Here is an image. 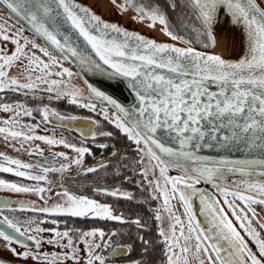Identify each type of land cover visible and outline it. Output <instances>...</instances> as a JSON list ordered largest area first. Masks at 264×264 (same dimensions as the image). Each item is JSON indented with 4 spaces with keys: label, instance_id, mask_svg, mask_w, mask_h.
I'll return each instance as SVG.
<instances>
[{
    "label": "snow or ice",
    "instance_id": "1",
    "mask_svg": "<svg viewBox=\"0 0 264 264\" xmlns=\"http://www.w3.org/2000/svg\"><path fill=\"white\" fill-rule=\"evenodd\" d=\"M261 2L264 3V0ZM164 3L168 5L167 9L158 0H122L119 7L121 11L131 8L136 13L133 19L138 22L146 19L149 21L148 27L158 23L164 35L184 47L157 43L152 38L129 31L116 23L104 21L89 8L73 0H0V11L6 14V19L14 16L24 21L35 36L60 54L58 59L48 47L38 46L25 39V45L31 43L32 48L38 49L49 62H44L35 54L29 55L18 39L22 38L24 27L9 34L12 26L0 24V40L15 45L11 54H8L6 47H0V93L12 91L28 96L29 93L47 91L54 93L56 99L67 98L70 104L95 112L96 104L82 102L78 90L59 91L61 82L47 79L52 75L71 77L72 73L68 69L55 74L47 70L71 56L86 70H97L108 77L124 78L135 93L138 107L126 109L91 86L88 92L91 98L104 101L115 110L111 116L104 107H101L100 112L104 119L113 123L136 145L135 151L139 158L135 163L142 166L140 174L145 180L148 173L151 171L154 174L155 170L159 171L163 179L164 187L155 177L148 184L154 185L152 193H159V196L153 194L152 199L163 198L162 209L172 221L167 233L163 228H159L158 232L163 237L157 243L164 244V264H190L189 256L196 264H264V235L253 223L264 230V218H260L253 207L264 206V8L256 0H179V3L177 0H164ZM169 11L175 17V23L170 21ZM225 16L230 19V23L242 25L244 29L247 49L237 61L198 51L193 46L201 44L205 49L211 48L215 42L214 27ZM181 31L183 34H180ZM80 39L83 44L79 43ZM88 49L101 63L90 57ZM17 62L19 76L26 82L8 76L7 69ZM101 65H106L111 72H105ZM158 69L166 71L168 75L157 72ZM37 71L39 74L33 76ZM41 85L46 87L42 88ZM52 98L49 97L50 100ZM35 110L41 113L43 123H49L50 118L69 122L79 119L75 115L58 113L47 105ZM33 111L21 102L0 103V112L12 113L9 118L0 121L4 125L0 127V135L6 141L20 142L21 148L32 140L42 141L49 146L63 145L78 154L72 163L82 165L84 155L91 154L88 148L76 147L62 137L56 139L35 135L39 124L21 123V118L32 117ZM95 125L97 122L92 120L69 130L76 131L83 139L95 140L97 135L112 136L111 132L106 131L96 133ZM97 146L108 147L107 144ZM203 149L235 151L252 158L211 159L199 155ZM28 151L30 154L37 153L39 149L29 148ZM57 155L63 157L62 153ZM111 156L119 158L118 165L123 164V157H120L118 151H113ZM99 166L107 167V164L100 163ZM32 167L19 159L0 154V172L37 182L36 185L26 186L0 179V190L35 193L44 199L43 194L51 192V188L40 187L39 182L49 183L48 172L63 173L69 166L63 165L59 169L41 168L42 175H32L26 171ZM96 170V167L85 169L89 173ZM170 170H177L180 175H167ZM226 173L238 175L240 179L228 185L225 183ZM200 184L210 185L223 198L224 206L235 218L244 236L255 246V251L233 225L213 191L198 188ZM96 191L113 197L133 198L130 193L119 189L108 191L97 188ZM56 195L66 199L51 207L21 205V210L48 216H93L102 220L126 222L122 215H114L108 205L70 194L67 190ZM177 198L184 209L186 225L181 216L172 212L170 201ZM194 198L199 200L200 214L208 221V229L201 227L196 219L192 210ZM237 200L243 204L242 208L235 203ZM4 207H7V202L0 201V210ZM160 212L161 208L155 209L157 221L162 220ZM48 222L60 223L29 219L23 224L36 226H25L22 230L21 221L3 217L0 220V239L5 241L4 251L11 253L15 260L31 259L36 264H65L67 260L79 264L80 250L71 234L76 232L78 242L84 243L85 264H94L96 261L105 264L109 258L96 254V250L102 246L112 247L109 241L101 245L88 239L99 235L103 240V231L75 228L59 231L57 228L45 229L40 226ZM128 222L138 228L145 227L139 219ZM5 229L11 230V233ZM45 232L51 233L52 238L45 239L42 235ZM114 235L117 233L110 234ZM138 238L143 245L141 258L131 264H151L149 254L154 250V245L142 235L138 234ZM64 239L67 243L61 244L60 241ZM25 241H31L34 250ZM12 244L25 250L17 252L10 247ZM43 244L59 247L61 252H42ZM65 248L67 252L63 251ZM131 248V245H117L112 247L109 256L117 258L127 255ZM201 253L206 259L201 258Z\"/></svg>",
    "mask_w": 264,
    "mask_h": 264
},
{
    "label": "flooded vegetation",
    "instance_id": "2",
    "mask_svg": "<svg viewBox=\"0 0 264 264\" xmlns=\"http://www.w3.org/2000/svg\"><path fill=\"white\" fill-rule=\"evenodd\" d=\"M258 3L264 8V3L261 0H257ZM0 14L3 16L6 15L3 11H0ZM12 22H14V26L16 28L24 27V31L22 33V38H19L21 43L23 40L27 39L30 42H34L38 46L47 47L43 42H41L33 33L29 31L20 21L12 18ZM28 30V31H27ZM0 47H4L5 44L3 40H1ZM32 44L28 43L24 46L25 52L29 55L35 54L32 52L30 46ZM49 49V48H48ZM50 52L53 53L52 50L49 49ZM36 55V54H35ZM54 55V54H53ZM57 57V55L55 54ZM58 58V57H57ZM19 65V62H17ZM27 63V61H24ZM41 87H45L41 85ZM33 96L37 97L36 99ZM53 98L50 100L49 97ZM0 103H14L21 102L24 103L30 109H33L32 117L24 116L21 118L22 124H39V127L35 131V135L46 136V137H55L56 139L64 138L69 144H73L75 146L86 147L89 149L91 154L86 153L83 157V163L80 166H77L72 163V161L77 158L74 157L72 160L68 158V155L65 154V149L63 145H53L49 146L46 143L36 144L33 140L24 144V147L21 148V143L18 141H6L3 135H0V154L7 155L14 159H19L22 163L30 164L33 167L30 170L32 175H42L40 172L41 168H61L63 165H68V170L61 172H48L47 173V181H40L39 186L45 188H51V192H45L43 194L44 199H41L40 196L35 193H14L8 190H0V196L13 198L17 200H21L27 202L29 204L35 205L36 208H43L46 205H42V203H46L49 197H53V204L51 206L63 203L64 197L60 195H56L58 192H63L67 190L70 194L79 196V197H87L88 199L95 200L97 203L101 205H108L112 208L114 215H121L114 204L113 200L122 197H113L110 195L104 194V192H97L96 189H106L108 191H113L119 189L121 192L130 193L133 195L137 193H142L144 191V186H146L145 178L140 174L141 165L137 163H132L129 159L132 155L139 158L137 152L135 151L136 145L129 141L127 136L120 132L119 129L115 127L113 123H109L108 120L104 119L103 113L100 112L101 107H104L108 110L109 115L114 114V110L111 109L107 105H102L100 102L92 100L89 97L82 98V102H92L96 104L97 110L95 112L89 111L87 108L77 107V111H71L68 108V99H56L55 94L49 93L47 91H38L36 93H29L28 96L19 95L12 91H7L6 93H0ZM47 105L49 108L54 109L58 113L64 115H75L79 119L78 121L87 122L94 120L97 122V125L93 126L94 131L99 133L101 131L111 132L112 136H100L97 135L95 140L83 139L78 133L74 131H70L69 129L63 128L58 125L60 122L55 118H50L49 123H43V118L38 109L39 107H43ZM71 111V112H70ZM12 113H4L0 112V121L9 118ZM80 126H83L80 124ZM0 127H4L2 123H0ZM99 144H107V148H100L97 145ZM14 145V147H13ZM29 148L35 149L38 148L39 152L31 153L28 151ZM19 149V150H17ZM113 151H118L120 157H123V164L118 165V157H112L111 153ZM63 154V157H67V159L59 156L57 154ZM50 161V163H49ZM100 163H106L107 167H100ZM126 165V166H125ZM15 167V166H13ZM88 167H96L95 172H86L85 169ZM118 172V174H117ZM149 174V173H148ZM0 179H3L7 182H14L26 186L36 185V181L24 179L21 177H17L11 173H2L0 172ZM219 200L222 203L224 209L232 219L233 223L236 225L238 230L244 236L243 230L239 228L235 218L231 216V213L228 212V209L223 204V198L219 196ZM229 199H232L229 197ZM157 202V199H155ZM36 201V202H35ZM173 204L176 215L181 216V219L184 220L185 225L187 223L186 218L184 217V209L182 208L178 198L175 200H171ZM239 207H243V204L240 201L235 202ZM47 206V207H51ZM177 207L179 209V214L177 211ZM255 209L260 212V214L264 217V206L254 205ZM7 216L9 219L14 221L19 220L22 222V230L23 227H35L36 225H27L23 224V222L28 221L29 219L34 221H59V225L48 222L40 225L45 229L57 228L59 231H64L67 228H75L80 229L82 231H91V230H100L105 233L103 240L97 235L92 239L94 243H99L103 245L105 241H109L112 247H116L117 245L122 244L118 235L110 236L112 232H116L118 221L115 220H102L99 218H95L93 216L80 218V217H68V216H48L43 213L31 211V210H21L20 208H3L0 210V218ZM250 216V215H249ZM254 223V226L257 227L258 231H261L258 225ZM161 228V226H160ZM117 233V232H116ZM262 233V231H261ZM35 235V233H32ZM74 241H77V247L79 248V254L81 250L84 249V243L78 242V233H71ZM42 235L45 236V239L52 238V234L49 232H45ZM262 235H264L262 233ZM248 244L255 251V246L248 240L247 236H244ZM162 239V237H161ZM4 241L3 239H0ZM61 244L67 243V240H61ZM18 246L17 244H13ZM48 249L55 250L60 249L59 247L46 244ZM19 247V246H18ZM112 247L104 248L103 246L96 250V254L100 256L106 257V255L112 250ZM21 249V247H19ZM23 249V248H22ZM124 258L119 259H106V264H121L124 262ZM201 258L206 259L201 253ZM83 261L84 259L81 258ZM190 264H196L195 260L191 256H189ZM2 262V261H0ZM32 262V261H31ZM4 263V262H3ZM6 264V263H4ZM10 264H25L22 260L18 262H13Z\"/></svg>",
    "mask_w": 264,
    "mask_h": 264
},
{
    "label": "water",
    "instance_id": "3",
    "mask_svg": "<svg viewBox=\"0 0 264 264\" xmlns=\"http://www.w3.org/2000/svg\"><path fill=\"white\" fill-rule=\"evenodd\" d=\"M105 1H106V4L108 5V9H107L108 12L103 13L102 11H100L99 8L96 9V8L87 6L86 2L83 1V0H73L74 3L89 8L94 14L98 15L104 21H107V22H110V23H116V24L120 25L121 27H123V28H125V29H127L129 31H134V32L139 33L140 35H142L144 37L152 38L157 43H168V44L173 45V46L184 47L183 44H179L176 41H173V40L169 39V37H167L166 35L165 36L167 38L160 39V38H156V36L149 35V34H147L145 32H138L135 29L134 26H131V23L132 22L140 23V24L141 23H149L147 20H143V21H139L138 22V21L133 19V17L136 15L135 13L131 12L130 10L121 11V9H118L117 7H115L113 5L111 0H105ZM256 3L261 8H263L258 3L257 0H256ZM124 17H126V18H124ZM18 21H20L27 29H29L28 25L24 21H22V20H18ZM224 24H227V25L230 24V19L227 16L223 17V19L220 21V23L217 24L214 27V40H215L217 32L222 29ZM232 27H234V30L237 33H239L241 31V44L242 45L245 44L244 45L245 46V50L244 51H241V52H239L236 55H232L231 54L229 56H222V55H219L218 53L213 51V49L215 47L214 46L215 42H214V45L212 46L211 50H201V49H198V48L195 47L196 50L201 51V52L207 51L209 54L218 55L222 59H225V60L237 61L242 55L245 54V51L247 49V44H246V41H245V34H244L243 26L242 25H233ZM29 31L31 33H33L30 29H29ZM37 38L41 42H43L45 44V42L41 38H39V37H37ZM79 43L83 44V40L80 39ZM46 46L48 48H50L58 56V58L60 59V54L58 52H56L50 46H48V45H46ZM88 54L97 63H101L99 61L98 57H96L95 54L92 53L90 49H88ZM61 61L75 72V74L78 76V78H79L81 84L83 85V87H84V89H85V91H86L88 96H89L88 87L91 86V87H94V88L98 89L99 91L103 92L105 95L111 97L112 99L116 100L117 103H119L122 107H124L126 109H132L133 107H138V101L136 100L135 93L128 86V81L125 80L124 78L108 77L107 75H104L103 73H101L100 71H97V70H92V71L86 70L85 68H83L78 63L76 58L71 57V56L69 57L68 60H61ZM101 66L105 70V72H111V69H108L106 65H101ZM156 71L157 72H162L164 75H168V73L166 71L159 70V69L156 70ZM91 99L100 102L102 105H107L111 109H113L112 106L108 105L104 101H101V100H99L97 98H91ZM86 123L87 122H81V121H78V120H76L74 122L60 121L58 123V125L63 127V128L69 129V128L81 127L80 124L85 125ZM74 132H76V131H74ZM199 155L207 156V157H209L211 159H219L220 157H226L227 159H230V160L252 158V157L245 156L243 153H240V152H235V151H233V152H227V151L217 152L215 149H203V150H201ZM167 175H169V176H178V175H180V173L177 170H170L167 173ZM238 179H240V177L238 175L234 176V175H232L230 173H226L225 183L228 184V185H231V182L233 180H238ZM197 187L201 188V189L208 190V191H213V194L215 195L216 199L219 201L220 205L223 207L222 203L219 200L218 194H216L214 192V190L211 188L210 185L200 184V185H197ZM0 201L7 202V207H4V208H20L21 209V205H32V204H29V203L21 201V200L8 198V197H4V196H0ZM200 207H201V205L199 203V200L194 198L193 202H192V210H193V212H194V214L196 216V219L200 223L201 227H203L205 229H208L210 227V225H209L208 221L206 220L205 216L200 214ZM177 211H178V214H179L178 207H177ZM225 212H226V210H225ZM257 213H258L260 218H264L260 214V212L257 211ZM249 215L251 216L250 213H249ZM228 217H229V219H231L229 215H228ZM0 220H2V219L0 218ZM231 221H232V219H231ZM232 223H233V221H232ZM233 225L236 227V225L234 223H233ZM5 230H7V231H9L11 233V230H9V229H5ZM237 230H238V228H237ZM261 231L264 234V230H261ZM25 243H27L30 247L34 248V246H32V244H31V241H25ZM249 247H251V246L249 245ZM111 251L106 255V257H109L110 259H119V258L127 257L129 255V253H128L127 255H123V256H120V257H117V258H112V257L109 256ZM0 261L4 262L6 264H10L11 263L10 261H8V260H6L4 258H1V257H0Z\"/></svg>",
    "mask_w": 264,
    "mask_h": 264
},
{
    "label": "trees",
    "instance_id": "4",
    "mask_svg": "<svg viewBox=\"0 0 264 264\" xmlns=\"http://www.w3.org/2000/svg\"><path fill=\"white\" fill-rule=\"evenodd\" d=\"M158 2L164 5L166 9L168 8V5L164 3V0H158ZM177 3H179V0H177ZM12 18L16 19L15 17ZM169 18L172 23H175V17L172 16L170 11ZM180 34H183V31H181ZM193 46L201 50L210 49H205L201 44H194ZM53 54L55 55L54 52ZM77 107V105L70 104L68 102L69 110L77 111ZM129 159L132 161V163H135L137 157L132 155ZM113 201L117 211L126 221L125 223L119 222L117 224V235L122 244L132 246L129 255L124 258V262H126V264H131L132 261L139 260L141 258V248L143 245L138 238L139 234L145 239L150 240L154 245V250L149 254L151 264H164L166 261L163 251L164 244L157 243V241H162V239L158 235L160 223L155 219L156 200L149 196L148 192L146 191V186H144V191L142 193L136 192L132 199L117 198ZM136 219H139L141 223L145 225V227L138 228L135 224L128 222Z\"/></svg>",
    "mask_w": 264,
    "mask_h": 264
},
{
    "label": "rangeland",
    "instance_id": "5",
    "mask_svg": "<svg viewBox=\"0 0 264 264\" xmlns=\"http://www.w3.org/2000/svg\"><path fill=\"white\" fill-rule=\"evenodd\" d=\"M112 3H113V1H112ZM113 5L115 7H118V3L117 2L116 3L114 2ZM11 19L12 18L6 19L5 18V15L3 16L2 14H0V24H6V25H11L12 26L11 29H10V33L9 34L14 33V32L17 31V28H16V26H14V22H12ZM157 25H159V24L157 23ZM159 26H161V25H159ZM0 43H1V40H0ZM19 43L21 45H23L24 40L21 43V41L19 39ZM4 44H5L4 47H6L8 54H11V52L14 51V49H15V45L11 44L10 42H4ZM30 48H31L32 52L35 53L36 56L39 59L43 60L46 63L49 62L48 61V58L47 57H44L42 55V53L39 52L38 49H33L32 48V45L30 46ZM65 68L68 69V71L72 73V76L71 77H68L67 75H64L62 77L61 76L52 75L50 77H47V79L49 81L56 80V81L61 82L59 84V86H58V90L59 91H62L63 92V91L78 90L79 93H80L81 99L82 98H85V97H88V95H87V93H86L83 85L81 84L78 76L75 74V72L71 68H69L67 65H65L61 60H60V63L57 66H52L47 71H50L53 74H55L57 72H62V70L65 69ZM7 71H8V76L9 77H14L15 76V77H17L20 80V82H26V81H24V79L22 77L19 76V65H18V63L16 65L12 66L11 68L7 69ZM38 74H39V72L37 71L36 73H33V76L38 75ZM37 83L39 84L40 82L37 81ZM65 84L67 85L66 88H65ZM43 86L46 87V85H43ZM33 141L36 144H41V143L45 144L44 142L39 141V140H33ZM76 147H80V146H76ZM64 152H65V154L68 155V158L70 160H72L74 157H77L78 156V154L76 152H74L71 148L65 149ZM154 177H155L156 180H158L160 182L161 186L164 187V182H163V179L159 175V171L158 170H155L154 171V174H153V172L150 171L149 174H148V176H147V180L145 181V183H146V191L148 192V194H149V196L151 198H152V195L153 194L159 196V193L158 192L157 193H152V191H151V189L154 187V185H149L148 184V181H152L154 179ZM168 189L170 190V186H168ZM52 202H53V197H49L47 199L46 203H42V205H46V207L47 206H51V204H53ZM170 203H171V201H170ZM162 205H163V198L161 197L156 202V209L157 208H161L160 215L162 216V220L159 221V223H160L161 228H163L165 230V232L167 233L169 231V225H170V223L172 221H170V219H169V214L167 212H164L163 211ZM171 206H172V212L174 214H176L172 203H171ZM178 234H179V232L177 230V235ZM43 237L45 238L44 235H43ZM162 240H163V237H162ZM4 246H5V241L0 240V257L1 258L7 259V260H10V261H13V262L20 261V260H15L12 257L11 253H9L7 251H4ZM10 247L11 248H14L17 252H22V251L25 250V249H22V248L20 249L18 246H15L13 244ZM41 251L42 252H48V253H53V252L60 253L61 252V249L50 250V249H48V247L46 246V244H43L41 246ZM63 251L64 252H67L68 250L65 248V249H63ZM79 255H80L81 258L84 259V257H85L84 249L81 250V253ZM22 261L25 262V264H36V262L35 261H32L31 259H29L27 261H24V260H22ZM65 264H73V262L71 260H67V261H65ZM79 264H85V259H84V261L82 259H80ZM94 264H99V262L96 261V262H94ZM121 264H126V262H123Z\"/></svg>",
    "mask_w": 264,
    "mask_h": 264
},
{
    "label": "bare ground",
    "instance_id": "6",
    "mask_svg": "<svg viewBox=\"0 0 264 264\" xmlns=\"http://www.w3.org/2000/svg\"><path fill=\"white\" fill-rule=\"evenodd\" d=\"M86 5L96 9H100L103 13L108 12V5L105 0H83ZM126 18V17H124ZM123 18V19H124ZM149 23H131L138 32H145L149 35L156 36V38L164 39L167 38L161 31V26L155 24L152 27H148ZM233 24H224L221 30H219L215 37L214 52L222 56L236 55L241 51L245 50V44H241V31L237 33L232 27Z\"/></svg>",
    "mask_w": 264,
    "mask_h": 264
}]
</instances>
